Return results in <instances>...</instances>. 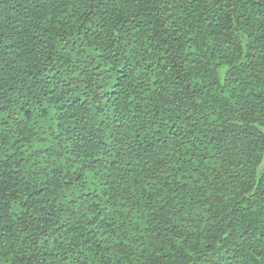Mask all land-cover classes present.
Instances as JSON below:
<instances>
[{
  "label": "trees",
  "instance_id": "16d2710c",
  "mask_svg": "<svg viewBox=\"0 0 264 264\" xmlns=\"http://www.w3.org/2000/svg\"><path fill=\"white\" fill-rule=\"evenodd\" d=\"M0 264H264V0H0Z\"/></svg>",
  "mask_w": 264,
  "mask_h": 264
},
{
  "label": "snow or ice",
  "instance_id": "6c2138e0",
  "mask_svg": "<svg viewBox=\"0 0 264 264\" xmlns=\"http://www.w3.org/2000/svg\"><path fill=\"white\" fill-rule=\"evenodd\" d=\"M193 51H195V49H193ZM217 75H219V69H217ZM200 103H203V101H201Z\"/></svg>",
  "mask_w": 264,
  "mask_h": 264
}]
</instances>
